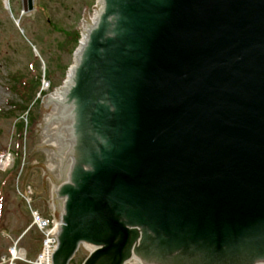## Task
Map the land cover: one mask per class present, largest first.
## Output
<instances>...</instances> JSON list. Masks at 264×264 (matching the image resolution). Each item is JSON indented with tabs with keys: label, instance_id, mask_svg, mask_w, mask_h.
Listing matches in <instances>:
<instances>
[{
	"label": "water",
	"instance_id": "water-1",
	"mask_svg": "<svg viewBox=\"0 0 264 264\" xmlns=\"http://www.w3.org/2000/svg\"><path fill=\"white\" fill-rule=\"evenodd\" d=\"M100 5L35 124L53 264H264V0Z\"/></svg>",
	"mask_w": 264,
	"mask_h": 264
},
{
	"label": "rangeland",
	"instance_id": "rangeland-1",
	"mask_svg": "<svg viewBox=\"0 0 264 264\" xmlns=\"http://www.w3.org/2000/svg\"><path fill=\"white\" fill-rule=\"evenodd\" d=\"M25 2L29 5L30 0H0V155L11 156L7 163H0V258L10 245V238L25 234L23 246L34 259L43 236L33 225L32 211L46 219L59 214L52 200L54 184L45 176L44 155L32 151V144H38L35 124H41L42 98L59 84L66 64H72V51L59 48L67 39L65 32L79 31L80 7L82 13L95 7L91 0H31L35 9L24 12ZM31 64L36 67L32 72L40 69L44 79L35 98L40 91L43 94L33 109L34 121H28L23 133L21 160L16 161L12 152L19 119L9 114L14 99L10 74L28 72ZM25 116L21 114L20 119ZM12 169L14 175L8 176ZM88 253L81 247L70 264H82Z\"/></svg>",
	"mask_w": 264,
	"mask_h": 264
},
{
	"label": "trees",
	"instance_id": "trees-1",
	"mask_svg": "<svg viewBox=\"0 0 264 264\" xmlns=\"http://www.w3.org/2000/svg\"><path fill=\"white\" fill-rule=\"evenodd\" d=\"M67 39L59 44L61 51L66 52L68 50L72 51V45H77L79 34L77 31H67L65 32ZM10 90L14 96L13 101L10 102L11 111L9 114L20 118L29 107V105L34 101L37 92L41 86V71L40 69L36 72H32L31 68L28 72H14L10 74ZM29 120L34 121L32 115H30ZM16 128V148L14 149V154L16 161H20L22 157L21 153V140L24 132V123L18 121L15 124Z\"/></svg>",
	"mask_w": 264,
	"mask_h": 264
},
{
	"label": "built area",
	"instance_id": "built-area-1",
	"mask_svg": "<svg viewBox=\"0 0 264 264\" xmlns=\"http://www.w3.org/2000/svg\"><path fill=\"white\" fill-rule=\"evenodd\" d=\"M55 240L52 238L51 233H47L44 249L36 264H51V254L53 251ZM11 257L4 260L1 264H15L17 259H22L24 255L21 250L11 249Z\"/></svg>",
	"mask_w": 264,
	"mask_h": 264
}]
</instances>
